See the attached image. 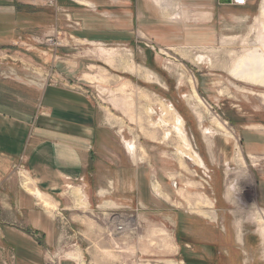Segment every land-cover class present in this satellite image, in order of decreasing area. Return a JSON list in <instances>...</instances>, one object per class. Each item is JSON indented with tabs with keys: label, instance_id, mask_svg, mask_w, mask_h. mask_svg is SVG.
<instances>
[{
	"label": "rangeland",
	"instance_id": "rangeland-1",
	"mask_svg": "<svg viewBox=\"0 0 264 264\" xmlns=\"http://www.w3.org/2000/svg\"><path fill=\"white\" fill-rule=\"evenodd\" d=\"M261 2L220 7L216 3L220 19L216 15L204 29L218 33L219 39L180 54L152 44L137 49L80 41L79 15L114 20L116 0H107V11L60 0H0V81L7 78L13 94H19L17 86H54L87 97L94 120L119 126L113 131L119 141L137 146L142 158L137 166L148 175L151 195L156 198L151 185L161 187L158 180L171 196L160 210L138 204L125 210L123 219L135 224L131 235H108L103 242L84 240L83 224L77 220L83 217L81 210L60 211L54 214L61 228L58 250L79 252L85 264H264V235L257 224L264 213V88L235 81L227 73L232 62L260 48L255 19ZM194 55L208 57L212 66L192 63ZM148 74L153 76L150 81ZM188 79L204 104L199 118L183 98L190 94ZM27 95L29 102L36 101L31 92ZM161 102L184 118L191 148L208 169L180 157L174 149L179 146L176 139L162 145L160 133L156 141L144 134L155 118L146 116L145 108L156 104L160 114ZM216 121L225 123L226 132L217 129ZM201 127L210 128V134L203 135ZM124 153L128 157L125 148ZM3 245L0 264H13ZM47 249L55 255L51 244ZM105 251L111 252L110 259Z\"/></svg>",
	"mask_w": 264,
	"mask_h": 264
},
{
	"label": "crops",
	"instance_id": "crops-1",
	"mask_svg": "<svg viewBox=\"0 0 264 264\" xmlns=\"http://www.w3.org/2000/svg\"><path fill=\"white\" fill-rule=\"evenodd\" d=\"M60 1L89 10L109 9L107 0ZM216 3L221 6L218 0H116L114 20L82 12L83 28L77 37L85 43L115 42L137 49L152 44L186 54L203 48L206 40L219 39L218 33L204 29L216 15L220 19ZM17 90L19 94H13L7 78L0 81V243L8 248L13 264H46L47 259L56 264H79L58 250L61 228L54 214L60 211L81 210L83 217L77 216V220L83 224L84 240L103 242L108 235L114 236V228L122 220L135 228L133 221L123 219L125 210H134L137 204L141 209L160 210L162 202L170 199L158 180L164 199L151 195L147 173L133 160L135 154L140 158L138 149L130 154L132 159L124 156L123 143L113 132L119 126L94 120L87 97L54 86L31 90L17 86ZM28 92L35 102L27 100ZM23 183L47 196L57 210H45ZM76 189L81 195L73 191ZM77 198H81L79 203ZM49 244L55 255L47 249Z\"/></svg>",
	"mask_w": 264,
	"mask_h": 264
},
{
	"label": "bare ground",
	"instance_id": "bare-ground-1",
	"mask_svg": "<svg viewBox=\"0 0 264 264\" xmlns=\"http://www.w3.org/2000/svg\"><path fill=\"white\" fill-rule=\"evenodd\" d=\"M243 1L245 3V0H243ZM79 3L83 4L84 2H79ZM167 15H168V17L171 16V15H169V11H167ZM255 21H256L257 26L259 28V32H258V35H256V37H257V41L260 45V48L255 49L251 53H249L248 55L241 57L239 60H237L235 62H232V65H230V68L228 69L227 73L235 81H238L240 83H245L248 85H254V86L258 85L259 87L264 88V0H262V2H261L260 9L258 12V16L256 17ZM163 54L167 55L164 52H163ZM193 62H195L196 64H199V65L204 64V65L212 66V61L204 55H194L192 58V63ZM146 79H147V81H150L153 79V76L151 74H148ZM181 81H182V79H181ZM187 83L189 84V87L191 89L190 94L187 96L185 94V96H183V98H184V100L187 101V104L189 105L190 109L199 118V114H200L199 111H200L201 107L204 106V104L201 101V99L198 97V95L195 91L193 81L188 79ZM150 105H153V107L150 106V107L145 108L146 116H149L151 119H153V117H155L154 118L155 120L154 119L151 120L150 128L147 130L148 132H144V134L146 133L148 138L154 139L156 141V134H157V132L160 133L161 137L159 139V141H160L159 144H162V145L164 144L163 142L168 141L170 138L176 139L178 144H179L178 147L174 148V149H176L177 154H179L180 157H184V158L188 159L189 161L197 162L199 165V168L205 169V164L202 162L199 155L195 151L192 150L190 142L188 141V139L185 135L184 120L181 117V115H179L176 112V110H174L172 108L171 105H169V104L167 105V103H164V102H161V104H159L160 114L154 108L156 104H150ZM216 125H217L218 130H220L222 132H224V131L226 132L225 123L221 124L218 121H216ZM201 130H202L203 135H209L210 131H211L210 128L205 129L203 127H201ZM148 133H149V135H148ZM123 143H124V148L127 151L128 157L130 159H132L130 154L131 155H133V153L135 154V150L137 149L136 146L134 144H131L130 141L125 142L123 140ZM133 157H134L133 160L137 163H139L140 160H142V158L136 157V154ZM23 184H24V187L26 189H28L31 193L32 192L34 193L38 202L40 203V205L45 210H47V211H56L57 210L56 206L50 202V200L48 199L47 196L41 194L38 191H32L31 188L29 187L28 183H23ZM231 188H232V190H234V186H232ZM151 189L157 198H163V194H162L161 189L157 183H152ZM73 191H75L76 194L81 195V191L79 189H76ZM80 199L81 198H79V199L77 198L78 203H79ZM79 205L82 206V204H79ZM196 213L201 214V215L203 214V212H201L200 209H198V208L196 209ZM263 214L264 213L260 214V216L257 217V224L262 227V229H261L262 235H264ZM205 216L207 218L210 217L207 214H205ZM65 257L67 259L77 261L79 264H84V260H83V258L79 252L74 251V252L66 253ZM104 257H106V258L108 257L110 259L112 257L111 252L105 251Z\"/></svg>",
	"mask_w": 264,
	"mask_h": 264
},
{
	"label": "built area",
	"instance_id": "built-area-1",
	"mask_svg": "<svg viewBox=\"0 0 264 264\" xmlns=\"http://www.w3.org/2000/svg\"><path fill=\"white\" fill-rule=\"evenodd\" d=\"M238 4V3H235ZM240 4V3H239ZM244 4V3H242ZM127 152V151H126ZM134 227L129 226L127 223H124V221L122 220L121 223H118L115 228H114V235H118V236H125L126 234H131L132 231L134 230ZM115 235V236H116Z\"/></svg>",
	"mask_w": 264,
	"mask_h": 264
},
{
	"label": "water",
	"instance_id": "water-1",
	"mask_svg": "<svg viewBox=\"0 0 264 264\" xmlns=\"http://www.w3.org/2000/svg\"><path fill=\"white\" fill-rule=\"evenodd\" d=\"M219 5H232L233 3H244L243 0H218Z\"/></svg>",
	"mask_w": 264,
	"mask_h": 264
},
{
	"label": "trees",
	"instance_id": "trees-1",
	"mask_svg": "<svg viewBox=\"0 0 264 264\" xmlns=\"http://www.w3.org/2000/svg\"><path fill=\"white\" fill-rule=\"evenodd\" d=\"M182 117V116H181Z\"/></svg>",
	"mask_w": 264,
	"mask_h": 264
}]
</instances>
